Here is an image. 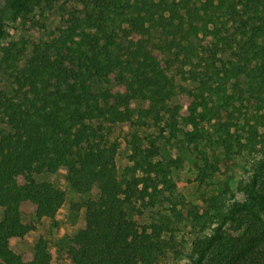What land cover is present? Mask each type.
Listing matches in <instances>:
<instances>
[{
    "label": "trees",
    "instance_id": "trees-1",
    "mask_svg": "<svg viewBox=\"0 0 264 264\" xmlns=\"http://www.w3.org/2000/svg\"><path fill=\"white\" fill-rule=\"evenodd\" d=\"M54 1L0 0V42L9 19ZM83 1L84 14L68 20L52 41L35 43L30 56L13 43L2 47L0 70L16 86L14 93L0 90V120L8 127L0 129L3 264H61L44 238L30 260L9 244L33 230L22 220L28 205L37 218H55L67 193L52 182H38L35 174L61 168L76 192H100L86 201V227L71 239L73 264H155L169 228H140L128 208L136 200L153 203L160 183L172 189V170L183 159L159 158L154 138L146 143L129 132L132 152L119 176L121 145L111 139L114 126L151 119L164 123L173 137L184 132L191 144L205 139V122L216 120L225 133L219 143L226 157L211 162L205 155L207 175L232 153L230 120L242 110L234 100L264 110V0ZM226 53L228 60L221 57ZM173 69L198 85L190 90L178 85ZM233 80L235 91L228 93ZM112 83L115 90L104 88ZM179 94L187 99V113L183 105H169ZM224 111L230 113L225 120ZM258 117L264 124V113ZM180 124L192 129H179ZM250 135L249 147L259 157L243 189L246 198L226 208L213 199L212 232L196 239L188 264H264V132L254 128Z\"/></svg>",
    "mask_w": 264,
    "mask_h": 264
},
{
    "label": "rangeland",
    "instance_id": "rangeland-1",
    "mask_svg": "<svg viewBox=\"0 0 264 264\" xmlns=\"http://www.w3.org/2000/svg\"><path fill=\"white\" fill-rule=\"evenodd\" d=\"M83 0H55L51 7L35 9L32 13L18 19H9L4 40L0 42V60L3 57L2 47L13 43L25 52V57L32 54L34 44L39 42L52 41L58 34V29L68 25V20L74 16H82L85 10ZM222 59L228 60L229 54H221ZM186 69L189 66H185ZM171 75L174 76L178 85L187 89H194L198 83L191 80H183L176 69ZM234 80L228 83V93H234ZM242 85L245 79L242 78ZM104 88L116 89L115 83ZM16 86L10 75L0 70V90L14 93ZM245 94V97H248ZM237 98H240L237 94ZM186 97L180 94L174 97L170 106L183 105V113L186 111ZM238 106H242L241 112L236 111L232 119V133L234 135L232 153L226 158V162L221 163L219 171H209L207 175L202 174L204 166L203 158L208 155L210 161L217 158H225L226 151L219 143L225 133L220 130V125L216 120L203 124L206 133L205 139L197 143H188L184 132H179V137H173L168 130H163L165 124L161 126L155 124L151 119L139 121L134 119L124 126L115 125L111 136L112 140L117 139L121 145L117 164L119 166V176L123 173V161L132 152L133 135L129 132L137 133L140 138L147 143L149 138H154L159 147V158H182L183 163L180 168H173L170 186L172 189L163 187L157 193L155 201L152 203L149 198L136 200L134 206L128 208L129 217L133 219L140 228L150 227L153 224H164L169 230L163 233L166 243L164 253L159 256L155 264H188L190 254L197 238L203 237L212 232L210 217L215 213V208L211 207L213 199L218 200V204L224 208L231 206L236 201H243L246 198L244 187L250 180L251 169L259 153L251 150L250 130L257 128L259 133L264 132V124L258 122V115L264 113L259 111L255 105L245 101L242 105L238 100H234ZM139 107H144V102L138 103ZM231 110L233 108H230ZM224 120L230 115L223 112ZM0 129H8L0 120ZM179 129L189 131L191 126L179 125ZM127 130V132H126ZM264 139V138H263ZM240 140V141H238ZM68 171L61 168L55 173L43 172L35 174L38 182L54 180L58 187H68L72 197L76 191L67 180ZM67 193V192H66ZM85 196L76 202L75 208L79 210L90 199H98L99 191L83 193ZM210 208V214L205 211ZM25 214L33 213V206L25 207Z\"/></svg>",
    "mask_w": 264,
    "mask_h": 264
},
{
    "label": "crops",
    "instance_id": "crops-1",
    "mask_svg": "<svg viewBox=\"0 0 264 264\" xmlns=\"http://www.w3.org/2000/svg\"><path fill=\"white\" fill-rule=\"evenodd\" d=\"M48 182L55 183L54 180H48ZM59 188L67 192V198L55 218H37L34 213L23 215V222L32 224L33 230L24 237H13L9 241L10 248L14 252L23 255L27 260L33 258L37 242L40 238H44L48 241L49 251L55 261L61 264H73L68 256V249L72 244L71 239L87 224L86 207L82 206L78 210L74 205L85 195L76 192L72 197L71 190L68 187ZM3 215L4 208L0 207V220ZM0 264L3 263L0 261Z\"/></svg>",
    "mask_w": 264,
    "mask_h": 264
}]
</instances>
